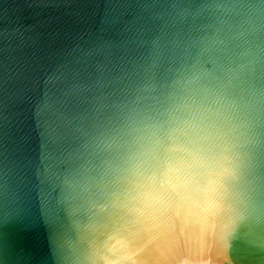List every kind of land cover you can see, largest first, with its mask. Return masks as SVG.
<instances>
[{
    "label": "water",
    "instance_id": "1",
    "mask_svg": "<svg viewBox=\"0 0 264 264\" xmlns=\"http://www.w3.org/2000/svg\"><path fill=\"white\" fill-rule=\"evenodd\" d=\"M0 264H264V0H0Z\"/></svg>",
    "mask_w": 264,
    "mask_h": 264
}]
</instances>
